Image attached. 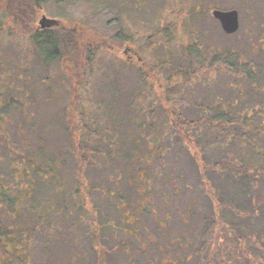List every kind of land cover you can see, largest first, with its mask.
I'll return each instance as SVG.
<instances>
[{
  "label": "rangeland",
  "instance_id": "1",
  "mask_svg": "<svg viewBox=\"0 0 264 264\" xmlns=\"http://www.w3.org/2000/svg\"><path fill=\"white\" fill-rule=\"evenodd\" d=\"M41 1L43 15L61 20L63 26L65 21L59 13L63 6L66 14L70 12L71 2L80 5L86 1L90 7H101L105 13H118L125 25L124 35L129 38L124 44L135 49L138 58L148 66L139 71L135 64L142 63L136 58L126 64L122 43L107 37L105 45L99 46L97 51V45L91 47L94 54L97 53L96 63L92 68L87 66L86 48L91 52L88 45L94 41L89 35L79 38L81 29L87 27L84 17L78 15V21L69 24L75 29L72 34L79 38L83 63L79 82H84L78 90L74 120L90 140V147L93 143L100 150L104 140L112 155L110 161L99 156L90 158L94 167L83 173L82 196L75 195L78 169L64 133V112L69 96L65 80L69 74L62 70L59 62H43L29 46L28 33L21 26L13 25L0 6V135L7 141V145L0 143V179L5 181L3 192L8 194L2 209L6 220L2 222L9 229L22 231V236L14 239L15 248L19 247V240L29 243L25 254L11 248L16 254L15 260L26 257L24 261L28 264H160L161 261L205 264L204 251L201 256L198 252L213 215L205 190L209 185L224 211L220 224L228 229L229 224L239 222L243 216L246 219L242 222L243 229L250 235L256 232L252 239L243 241V245L247 241L248 245L252 243L255 248L251 254L258 259V264H264V251L260 248L264 249L260 243H264V208L252 205V199L264 195V0ZM212 8L237 10L239 31L226 36L215 24L203 26L201 20L195 19L197 14L208 13ZM196 28L206 31L205 45L218 50L230 47L238 53L240 63L249 64L254 73L255 88L251 89L248 82L241 96L253 107L247 112V118L253 119L249 128L255 133L237 138V143L229 146L230 156L236 159H233L234 164L247 169L246 176L235 180L226 171L208 169L222 158L221 149H207L209 154L201 158V163L208 170L204 169L199 176L190 157L177 147L170 130L168 116L171 113L179 112L192 120L198 118L197 105L205 96L209 102L215 96L230 101L238 91L230 85L240 80L221 75L204 82L205 77L199 74L172 97L171 93L168 95L164 84L174 85L179 75L176 68L185 67L180 57L191 42L190 32ZM153 29L161 34L158 37L175 33V43H170L168 49L164 48L162 40L148 46ZM205 45L200 41L199 48ZM159 62L165 64L153 68ZM158 72L162 73L160 78ZM158 84L165 88L160 93L171 99V106L165 110L158 105V91L153 88ZM208 94L211 97L207 99ZM134 99L140 113L133 109L129 115L127 108ZM240 110V114L245 115ZM148 111L152 115L149 116ZM247 131L238 129L240 134ZM152 133L160 144H150L155 141L150 137ZM138 135L146 138L141 141L139 156H134L133 166L126 161L134 154L133 143ZM193 141L197 143L195 138ZM252 146L262 156L253 153ZM20 157L29 159L33 170L13 163ZM145 157L147 163L140 159ZM47 165L53 167V175L40 169ZM58 181L62 184L60 190ZM13 200L20 202L16 203L14 216L11 213ZM256 208L259 210L255 211ZM233 209L238 218L232 215ZM235 234L244 238L242 231L236 229ZM169 243L172 251L162 248ZM217 244L228 247L224 241ZM239 244L233 242L234 247ZM98 252L101 263L97 261ZM199 258L204 261L198 263ZM210 258L208 262L212 264L216 261L236 263L225 254ZM2 260L5 257L0 258V263Z\"/></svg>",
  "mask_w": 264,
  "mask_h": 264
},
{
  "label": "trees",
  "instance_id": "2",
  "mask_svg": "<svg viewBox=\"0 0 264 264\" xmlns=\"http://www.w3.org/2000/svg\"><path fill=\"white\" fill-rule=\"evenodd\" d=\"M0 6L3 8V10L6 12L7 15L10 16L12 19V24L16 27L21 26L22 29H24V32L28 33V40H31L33 42V50L36 52V54L43 59V62L50 63V62H59V65L62 67V70L65 73H68V78H66L65 83L68 85L69 89V96L67 99V107L65 108L64 117H65V128L64 133L67 135L70 153L74 158V161L77 165L78 169V177L79 180L76 182V189L74 191L75 195L81 194L82 191L80 190L81 186L84 185L83 181V173L85 170L94 167V164L92 160L90 159L92 156L96 157L99 156L102 159L106 161H110L112 158L111 153L109 152V146H105L100 148L98 150L95 147V144H93V147H90V140L82 134V131L80 127L77 126L74 120V109L76 106V103L79 101V98L77 97V94L79 93L78 90L81 88L84 82H79L82 78L80 77V74H82V60L79 55V47L78 42L79 38L85 39L87 35L92 37L91 42L94 44V46L97 45L96 51L98 50L99 46L105 45L104 42L106 41V38H103V35H106L108 39L110 38V41H116L123 43L125 40H128V36H125L123 31L121 32V18L119 17L118 13L116 15L111 13H105L106 11H102L101 7H90L87 2H83L80 5H75L73 2H71L69 6V11L67 10V14L65 12L64 6L61 7V12L59 13L62 18L65 21V27L66 31L71 36H73L72 40L69 39V36H65L67 34H64L63 32H60L59 35H57L54 32H44L37 35H34L33 29L35 28L34 25V19L37 14V8H38V2L37 0H0ZM72 9V10H71ZM102 9H106L102 8ZM104 12V14H103ZM106 14H111L106 16ZM78 15L80 17H84L83 21L87 27H83L81 29V35L79 38H76L75 35L69 32L73 28L74 22L78 21ZM68 24H67V23ZM92 26V27H91ZM94 26V27H93ZM203 31H199V33ZM223 33V32H222ZM98 35V36H97ZM194 33L192 32L190 34L191 42L187 44L185 49V53H182L181 64L184 62L185 67L179 66L176 68V71L179 73L177 76L174 85H168L164 84V86L167 88L169 94H176L181 88H185L184 84L186 82L191 83L193 79L195 80L196 77H198L199 74H202L205 79H203L204 82L211 81L212 78H215L217 76L221 75H227L229 77H233V79H237L238 82L235 85H230V88H236L237 87V93L234 95L230 101H222L218 96H215L211 101L203 100L198 105V118L188 120L184 115H182L179 112L171 113L168 118L170 122V130L173 133V137L176 140V143L179 145L177 146L180 150L183 152H186V154L190 157L192 162L194 163V166L196 167L197 171L199 172V176L202 175V173L205 170L210 171H226L227 173L231 174L232 178L235 180L237 177L240 176H246L247 175V169L243 166L234 164V160L236 159L233 156H230V144L234 142L237 143V138H242L249 136L251 132L249 128V123L253 119L247 118L249 114L247 112L251 109L252 106H248V104L244 101L245 96H241L243 92V86L247 84L248 82H251V89L255 88L254 86V73L252 72V68H250V65L247 66V64L240 63L239 55L238 53H235L233 49L230 47H223L221 50H218L217 47L211 48L210 46H207V40L205 39L206 36L201 35V38L194 39ZM176 34L172 32V34H167V36H160L158 40H162L164 43L166 49H168V46L170 43H175L174 40H176ZM196 37V36H195ZM201 41V45H205L204 48H199V44ZM89 42V41H88ZM152 40L150 38V42L148 46L151 45ZM90 44V42H89ZM75 45V47H74ZM88 47L91 49V46L88 45ZM184 48V47H183ZM95 51V52H96ZM208 54V55H207ZM86 59L85 64L87 63V66L91 67L96 63V57L97 53L94 54V51L91 49V52L86 48ZM165 64V62H159L157 65L158 67H162ZM79 68V69H78ZM161 72H158V78L161 76ZM211 74H213V77H209ZM141 76H139V80ZM143 78V77H142ZM239 78V79H238ZM150 80V79H149ZM167 81H170L169 78H167ZM81 85V86H80ZM168 85V86H167ZM80 86V87H79ZM241 87V88H240ZM158 97V105L162 107V109H167V107H170L169 105L171 99L164 94L160 93L161 90H164L165 88L158 84L155 87ZM140 94H138L135 99L139 97ZM164 97V99H162ZM184 97V96H183ZM182 97V99H183ZM211 97V94L207 95V99ZM134 101L129 103L127 108V113L129 115H132L133 109L137 112V114L140 113V111L136 108L138 107V104ZM178 100L174 103H179L182 101ZM135 103V105H134ZM173 105V108H174ZM264 106V104H262ZM261 105V106H262ZM241 107V110H240ZM253 108V107H252ZM243 111L245 115L240 114ZM142 111V110H141ZM151 111H148L149 116L152 115ZM130 116H128L129 118ZM257 120V119H256ZM263 126V125H262ZM237 129H236V128ZM238 129H247L248 131L240 134L238 132ZM202 132L205 133L206 139L203 140ZM203 133V134H204ZM155 133H152L150 137H154L155 141L150 143L152 146L155 144H158L159 141L156 140V137L154 135ZM88 135V134H85ZM211 136V137H208ZM143 137L146 138L145 135H138L137 139L133 143V155L129 156L130 161H126V163L131 164L134 166L135 164V155L137 154L139 156L140 147H141V141H143ZM196 139L197 143H194L193 139ZM86 141V143H85ZM0 143L3 145H7V141L5 138L0 135ZM161 142H159L160 144ZM238 144H242L241 142H238ZM245 144L248 145L247 142ZM244 144V145H245ZM243 145V144H242ZM256 145V144H254ZM263 146H264V138H263ZM263 148V147H262ZM261 148V149H262ZM207 149H213V150H219L221 149V159H219V162H214L210 165L208 169L204 168L202 165L201 158L207 156L209 153ZM252 152L259 154L257 152V148L255 146H252ZM210 150V151H211ZM95 152V154H94ZM261 154V153H260ZM262 156V154H261ZM147 163V159L140 158ZM234 159V160H233ZM20 161V162H19ZM13 163L20 164V168L33 170V167L31 164V161L29 159H22L21 157L13 161ZM47 164V163H45ZM121 164V162H120ZM48 166V165H47ZM37 167V166H36ZM44 168H41L43 172L48 174H54L53 173V167L48 166L45 168V166H42ZM38 168V167H37ZM255 173L252 175L254 176ZM56 175V174H55ZM256 174L255 176H257ZM261 175V174H260ZM3 181L0 179V258H4L5 260H2L0 264H28V261H24L26 257L20 258L18 260H15V252L11 250L13 247L14 249L19 250L21 253H26L27 248L29 247V243L27 240H19L18 245L19 247H14V239L15 237L22 236L20 233L22 232L19 229H9L6 227V225L2 222L6 220L5 214L2 213L3 205L6 202L5 199L7 198L8 194L3 192ZM59 186L62 185L59 181L57 183ZM206 196L210 202L211 209L213 210V215L211 220L207 223V229L206 232L202 236L203 242H210V243H217L218 241H224L225 244H227L228 247H226L225 251H220L219 254H225V256L229 257V259L234 258L235 261H243L246 257H248V254L245 253L246 250H242L243 252L241 254H235L231 250V246L233 242H243L246 240H250L254 237V234L247 233L243 228L242 222L246 219H243V216H240L241 218L239 222H233L232 225L229 224V228L226 229L225 226L220 224V218L222 219L223 216V209L221 208L222 205L219 203L218 198H214L216 194L214 193V190H210V186L206 185ZM80 201V199L78 200ZM14 202V200H13ZM16 203L19 204L20 202H14V208L11 210L12 216L17 212L16 210ZM252 205L255 206L257 204L258 207L264 208V195L262 196H256L254 199H252ZM119 207L118 205L116 206ZM255 208V207H254ZM90 209V207H89ZM93 210V207H92ZM255 211L259 210V208L254 209ZM8 213V212H7ZM3 214V215H2ZM233 216L235 215L237 218L239 215L235 212V209H233ZM167 218V216H165ZM247 220L249 219L248 216H246ZM3 223V224H2ZM94 226V224H93ZM96 226V225H95ZM94 228V227H93ZM96 229V230H95ZM93 231H97V227ZM242 231L244 234L243 237H239L235 234V230ZM231 232V233H230ZM96 242L95 240H93ZM27 246V248H26ZM211 253H213L210 257L217 256V253H215V248L213 244H211ZM209 247V246H208ZM96 248V247H94ZM207 246L203 245L201 250H206ZM232 253V254H231ZM201 254V253H200ZM201 256V255H199ZM100 254L98 252L97 254V261L98 263H101ZM238 258H242L241 260H237ZM27 259V258H26ZM228 259V260H229ZM228 262V261H227ZM222 264L224 262H221ZM220 262L216 261V264H221ZM227 264V263H226Z\"/></svg>",
  "mask_w": 264,
  "mask_h": 264
},
{
  "label": "flooded vegetation",
  "instance_id": "3",
  "mask_svg": "<svg viewBox=\"0 0 264 264\" xmlns=\"http://www.w3.org/2000/svg\"><path fill=\"white\" fill-rule=\"evenodd\" d=\"M37 2H38V8H37V14H36V17H35V19H34V25H35V28L33 29V33H35L34 35H37L38 36V34H42V33H44V32H54V33H56L57 35H59V33L60 32H63L64 34H67V35H65V36H69V39L70 40H72V38H73V36H71L68 32H65L66 31V27L65 26H63V23H61V20H57V19H51V18H47L45 15H43V12H42V1L41 0H37ZM213 10H219L218 8H212V9H210L209 11H208V13H200L199 15L197 14L195 17V19L196 20H201V22H202V24H203V26H205L207 23H213V24H215V26L216 27H218L220 30H221V32H223L222 31V29H221V26H220V24H219V22L217 21V20H215L212 16H211V12L213 11ZM239 14V13H238ZM201 15H202V18H201ZM208 19H209V21H208ZM239 29H240V21H239V28H238V31H239ZM75 30V29H74ZM73 29H71V30H69V32L70 33H72L73 31H74ZM123 31V33L122 34H124V32H125V25L123 24V22H122V19H121V32ZM199 31H203V33L202 32H200L199 33ZM237 31V32H238ZM236 32V33H237ZM192 32H190V34H191ZM193 33L195 34L194 35V39H198V38H201V35L203 34V36H207L206 35V31L204 30V29H202V28H196L195 30H193ZM235 33V34H236ZM189 34V35H190ZM235 34H233V35H235ZM159 35H161L160 33H159V31L158 30H152V33H151V36H150V38H151V40H152V42H153V45L154 44H156L157 43V41H158V36ZM226 35V34H225ZM233 35H226V36H233ZM98 36V35H97ZM162 36H167V34L166 33H164ZM161 36V37H162ZM196 36V37H195ZM103 38H105V35H103ZM206 39V38H205ZM29 42H30V44H29V46H31L32 47V49H33V42L31 41V40H29ZM127 42V40H125L121 45H122V52H124L125 54H126V64H128V63H131L132 62V59L133 58H136V61L138 62V63H142L143 61L141 60V58H138V56H137V51L135 50V49H132V48H130V47H128L126 44H124V43H126ZM163 43V42H162ZM89 46H91V47H94V44L93 43H91L90 42V44H89ZM74 47H75V45H74ZM136 66H137V68L139 69V71L141 70H145V68L148 66H146L144 63H142V64H138L137 65V63L135 64ZM247 66H249V64H247ZM153 68H158V66H157V64L155 65V66H153ZM98 135V134H97ZM103 142V147H105V146H108V143H105L104 144V140L102 141ZM91 147H93V144H91ZM248 233V232H247ZM250 234V233H249ZM163 238L164 237H166L165 236V234H162L161 235ZM237 243H239V242H237ZM262 245H264V243H263V241L262 242H260ZM211 244H213V246L214 245H216V246H214V248L216 249L215 250V253H219L220 251H222V250H224V248H226V247H223V246H221V245H219V244H217V243H210V242H201V247H200V250H199V252H198V254L200 255V253L202 254V252L204 251V254H205V260H206V263L205 264H212V263H210V262H208L210 259H212V258H210V256L213 254V253H211L210 251H211V248H212V246H211ZM244 244V242H240V244L237 246V247H234L233 246V244H232V246H231V250L233 251L234 249V253L235 254H237L238 252H240V254L243 252L242 250H246V252L245 253H247L248 254V257H246L244 260H245V262H242V261H236V263H234V264H243V263H245V264H258L256 261H258V259H256V258H254L253 257V255L251 254V252H253V249L255 248L254 246H253V244L251 243L250 245H248V241L246 242V246L245 245H243ZM203 245H206L207 246V249L206 250H201V248H202V246ZM209 246V247H208ZM162 248H166V249H169V250H171L172 251V244H166L164 247H162ZM162 248H160V249H158V250H161ZM263 251H264V249H263V247H260ZM143 249V247H141V250ZM257 249H259V248H257ZM242 258H238L237 260H241ZM189 260V259H188ZM261 260V259H260ZM204 260L203 259H200L199 258V260H198V263L200 262V263H202ZM160 264H166L165 262H163V261H161L160 262ZM176 264H177V262H176ZM214 264H216V263H214ZM222 264V263H221ZM223 264H226V263H223Z\"/></svg>",
  "mask_w": 264,
  "mask_h": 264
},
{
  "label": "water",
  "instance_id": "4",
  "mask_svg": "<svg viewBox=\"0 0 264 264\" xmlns=\"http://www.w3.org/2000/svg\"><path fill=\"white\" fill-rule=\"evenodd\" d=\"M211 16L217 20L226 35H233L239 28V14L237 10H213Z\"/></svg>",
  "mask_w": 264,
  "mask_h": 264
}]
</instances>
